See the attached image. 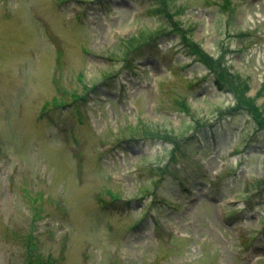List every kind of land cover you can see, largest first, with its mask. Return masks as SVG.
Here are the masks:
<instances>
[{
	"label": "rangeland",
	"instance_id": "rangeland-1",
	"mask_svg": "<svg viewBox=\"0 0 264 264\" xmlns=\"http://www.w3.org/2000/svg\"><path fill=\"white\" fill-rule=\"evenodd\" d=\"M60 1L0 0V264H264V0Z\"/></svg>",
	"mask_w": 264,
	"mask_h": 264
},
{
	"label": "trees",
	"instance_id": "trees-1",
	"mask_svg": "<svg viewBox=\"0 0 264 264\" xmlns=\"http://www.w3.org/2000/svg\"><path fill=\"white\" fill-rule=\"evenodd\" d=\"M144 37H141V39H143ZM106 75V74H105ZM105 75H103V76H105ZM147 132V131H146Z\"/></svg>",
	"mask_w": 264,
	"mask_h": 264
}]
</instances>
